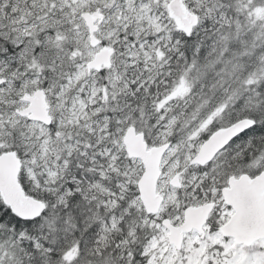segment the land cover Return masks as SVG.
Returning <instances> with one entry per match:
<instances>
[{"label":"snow or ice","instance_id":"snow-or-ice-1","mask_svg":"<svg viewBox=\"0 0 264 264\" xmlns=\"http://www.w3.org/2000/svg\"><path fill=\"white\" fill-rule=\"evenodd\" d=\"M0 264H264V0H0Z\"/></svg>","mask_w":264,"mask_h":264}]
</instances>
